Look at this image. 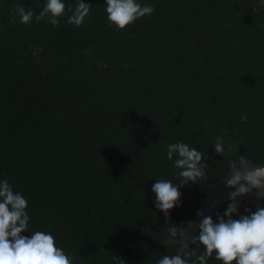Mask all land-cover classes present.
I'll list each match as a JSON object with an SVG mask.
<instances>
[{
	"label": "trees",
	"instance_id": "trees-1",
	"mask_svg": "<svg viewBox=\"0 0 264 264\" xmlns=\"http://www.w3.org/2000/svg\"><path fill=\"white\" fill-rule=\"evenodd\" d=\"M44 2L0 0V178L28 199L29 230L52 232L74 264H157L180 252L198 264L199 242L178 241L198 221L200 183L180 189L169 217L151 187L176 181L166 149L177 140L205 153L214 179L240 156L264 163V6L140 0L153 13L121 30L104 0H85L78 27L67 20L79 0H64L56 25L20 22L16 4L38 15Z\"/></svg>",
	"mask_w": 264,
	"mask_h": 264
},
{
	"label": "clouds",
	"instance_id": "clouds-1",
	"mask_svg": "<svg viewBox=\"0 0 264 264\" xmlns=\"http://www.w3.org/2000/svg\"><path fill=\"white\" fill-rule=\"evenodd\" d=\"M260 2L264 3V0ZM104 4L107 20L121 30L154 11L150 3L142 4L140 0H104ZM90 5L85 0H79L67 22L80 26L89 14ZM64 10V0H45L38 15L21 6L16 8V15L21 23H31L35 15L37 21L48 17V22L56 25L59 23L57 18ZM246 119V116H241V121ZM212 146L221 156L226 154L223 136H217ZM166 157L178 170L175 173L176 181L156 179L151 192L154 194L155 209L169 217L170 210L181 203L180 189L196 183L207 172L206 164L202 162L206 159L205 153L188 143L179 140L169 143ZM246 162L243 156L238 161H228L229 174L232 175L231 178H228L229 174L226 175L223 180L225 187L231 191L223 212H217L215 219L200 214L198 223L189 222V227L198 229L192 241H198L203 248L202 253L196 256L198 264H208L210 258L220 264H264V207H257L255 211L245 208L241 213L238 199L252 193L253 189L257 190L258 197L264 198V165L241 171L242 163ZM28 205L29 201L22 192L15 190L7 178H0V264H74L70 255L58 245L52 232L29 230L31 217L27 211ZM215 206L213 203L212 207ZM170 231L172 236L176 235L175 228ZM180 253L163 255L157 264H189ZM188 255L195 253L188 251Z\"/></svg>",
	"mask_w": 264,
	"mask_h": 264
},
{
	"label": "rangeland",
	"instance_id": "rangeland-1",
	"mask_svg": "<svg viewBox=\"0 0 264 264\" xmlns=\"http://www.w3.org/2000/svg\"><path fill=\"white\" fill-rule=\"evenodd\" d=\"M258 6H264V3H261L260 0H258L257 3ZM16 4V8H17ZM245 159V158H244ZM248 162L242 163L241 171L245 170H251L254 167H257L258 165H264V163H256L252 160L245 159ZM232 174H229L228 178H231ZM200 191L203 194L202 199L200 200V203L198 205V221L201 219V215H210L215 219L216 213L221 212V210L224 208L226 202H229L227 200L230 189H227L225 187V182L222 179H214L209 177V175L206 173L203 178H200ZM257 190L253 189L252 193L242 197L238 198L240 202H245L248 205L254 206V207H264V198L258 197L256 195ZM213 203H215V208L212 207ZM198 233V229L195 226L188 227L181 235L180 240L178 241L179 244H181L182 250H187L189 245L192 242L193 236H195Z\"/></svg>",
	"mask_w": 264,
	"mask_h": 264
},
{
	"label": "water",
	"instance_id": "water-1",
	"mask_svg": "<svg viewBox=\"0 0 264 264\" xmlns=\"http://www.w3.org/2000/svg\"><path fill=\"white\" fill-rule=\"evenodd\" d=\"M227 200H228V198H227Z\"/></svg>",
	"mask_w": 264,
	"mask_h": 264
}]
</instances>
